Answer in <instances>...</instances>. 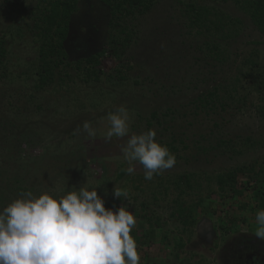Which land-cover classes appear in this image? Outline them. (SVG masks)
Instances as JSON below:
<instances>
[{"label": "rangeland", "instance_id": "rangeland-1", "mask_svg": "<svg viewBox=\"0 0 264 264\" xmlns=\"http://www.w3.org/2000/svg\"><path fill=\"white\" fill-rule=\"evenodd\" d=\"M52 1L0 0L7 51L0 64V208L17 198L18 187L34 195L97 188L106 208L133 212L138 241L154 230L148 245H138L144 264H264V240L255 235L264 181L238 174L242 194L220 192L216 183L221 174L264 162V35L249 16L230 0H158L113 26L100 0H77L64 62L38 88V28ZM190 6L240 20L238 31L223 39L212 27L191 24ZM215 91L211 106L199 102ZM120 106L130 111L129 135L156 130L176 156L172 169L148 181L133 162L135 172L127 173L121 146L128 137L106 139L107 117ZM85 121L95 137L78 131ZM185 174L200 187L181 194L176 183ZM116 187L125 198L114 197ZM208 195L215 213L208 201L198 203ZM180 207L193 211L194 224Z\"/></svg>", "mask_w": 264, "mask_h": 264}, {"label": "clouds", "instance_id": "clouds-1", "mask_svg": "<svg viewBox=\"0 0 264 264\" xmlns=\"http://www.w3.org/2000/svg\"><path fill=\"white\" fill-rule=\"evenodd\" d=\"M107 119V140L128 137L121 146L128 174L135 172L137 162L145 180L151 181L176 165V156L156 139L155 129L129 135L132 121L127 107H118ZM79 130L96 136L90 121ZM113 194L126 196L117 187ZM105 203L97 188L86 186L39 195L21 191L0 208V264H141L132 235L135 215L127 206L106 208ZM256 223L255 235L264 240V210L257 211Z\"/></svg>", "mask_w": 264, "mask_h": 264}, {"label": "trees", "instance_id": "trees-1", "mask_svg": "<svg viewBox=\"0 0 264 264\" xmlns=\"http://www.w3.org/2000/svg\"><path fill=\"white\" fill-rule=\"evenodd\" d=\"M103 5H105L110 12L111 15V25L118 21H121L125 15L131 14L133 11L139 12L140 14H144L151 10L154 4L158 0H100ZM228 1V0H224ZM233 1L246 15L249 16L250 20L256 26V28L264 35V0H230ZM77 0H54L48 4L47 10L44 12L42 19L40 20L39 35L43 38L44 42L41 46L40 57L43 69L39 74V87L42 88L48 86L53 81V69L58 67L59 64L64 62V43L66 42L69 32H70V23L73 15L77 10ZM190 23L196 25L201 28H213L215 33H220L221 38L226 39L229 37V33L232 31H238L235 23H240V20L236 18H232L231 16L225 13L215 12L213 9L207 7H194L190 6ZM206 23V24H205ZM209 23V25H208ZM119 25V23H117ZM116 24V25H117ZM113 40H111V43ZM114 43V42H113ZM4 41L0 39V64L3 65L4 58L6 56V49L4 48ZM115 47L112 48L114 50ZM215 50V47H214ZM103 55V54H102ZM219 55V54H217ZM96 59L91 58V60H87L90 64L91 62H95ZM217 98V92H208L205 95L200 96L199 102L204 103V105H210L212 99ZM264 112V108H262ZM156 119L157 114L154 113L152 116ZM222 144H226L222 142ZM238 174H252L250 177L251 180H263L264 181V162L262 163H254L249 167H237L234 170L228 171L224 174L218 176L216 183L219 185L220 192L227 190L228 188L234 194H242V191L236 189V179ZM177 187L180 189V193L184 194L185 190H182L184 187L194 188V186H199L197 179H195V175L185 174L183 176L178 177ZM180 184V185H179ZM194 185V186H193ZM195 189V188H194ZM17 190L20 193L21 191H27L28 189L18 187ZM260 196V205L259 208L264 210V190L259 191ZM210 198L208 195L206 200L202 198L199 199L198 203L201 206H204L205 202L208 201V208L210 209ZM3 199L2 193L0 196V201ZM204 204V205H203ZM144 208V206H143ZM205 209V210H207ZM208 211V210H207ZM207 211H204V215L207 214ZM215 213L213 209H210ZM208 211V212H209ZM180 216L186 217L187 219L192 220V224L195 222V215H192L193 211H187L184 208H179L177 210ZM188 213V215L186 214ZM209 214V213H208ZM142 218H146V216L142 215ZM245 223V220H242ZM185 224H189L187 220H184ZM190 225V224H189ZM154 230L149 232L147 235V239L139 240L135 237L137 244L148 245L150 239L154 237ZM179 247H182V244H179ZM145 263V258L141 259V264Z\"/></svg>", "mask_w": 264, "mask_h": 264}, {"label": "flooded vegetation", "instance_id": "flooded-vegetation-1", "mask_svg": "<svg viewBox=\"0 0 264 264\" xmlns=\"http://www.w3.org/2000/svg\"><path fill=\"white\" fill-rule=\"evenodd\" d=\"M255 264V263H254ZM256 264H259V262H257Z\"/></svg>", "mask_w": 264, "mask_h": 264}]
</instances>
